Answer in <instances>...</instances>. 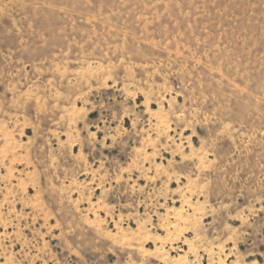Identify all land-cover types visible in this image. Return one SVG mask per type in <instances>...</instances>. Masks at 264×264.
<instances>
[{
    "label": "rangeland",
    "instance_id": "374dc122",
    "mask_svg": "<svg viewBox=\"0 0 264 264\" xmlns=\"http://www.w3.org/2000/svg\"><path fill=\"white\" fill-rule=\"evenodd\" d=\"M0 264H264V0H0Z\"/></svg>",
    "mask_w": 264,
    "mask_h": 264
}]
</instances>
